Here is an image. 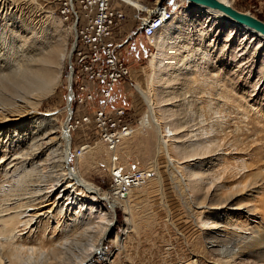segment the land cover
I'll return each instance as SVG.
<instances>
[{"label": "rangeland", "instance_id": "1", "mask_svg": "<svg viewBox=\"0 0 264 264\" xmlns=\"http://www.w3.org/2000/svg\"><path fill=\"white\" fill-rule=\"evenodd\" d=\"M164 1L172 18L150 39L137 33L127 44L130 78L116 83L106 99L95 96L84 106L71 96L66 120V25L46 0H0V50L55 55L45 89L1 78L0 100H39V113L56 111L57 123L69 128L70 163L113 198L103 250L83 264H264V240L250 239L264 234V43L187 0ZM228 1L264 21V0ZM157 45L164 54L152 70ZM102 105L123 106L134 126L116 146L119 161L150 171L122 197L111 191L110 150L92 125L80 122ZM23 121L12 123L2 142L14 132L30 137L34 123ZM7 189L0 183V209ZM97 206L105 209L103 201ZM64 223H19L12 242L1 247L2 264L73 263L74 245L61 244ZM52 237L61 242L55 245Z\"/></svg>", "mask_w": 264, "mask_h": 264}, {"label": "bare ground", "instance_id": "2", "mask_svg": "<svg viewBox=\"0 0 264 264\" xmlns=\"http://www.w3.org/2000/svg\"><path fill=\"white\" fill-rule=\"evenodd\" d=\"M222 1L230 3L228 0ZM188 2L203 7L215 18L240 26L246 33H253L260 39V43H264V34L259 31L233 20L218 9ZM16 52L17 50H0V79L11 78L13 81H18L16 86L21 88L37 85L38 88L45 89L52 81L48 67L52 68L55 64V55L40 53L39 50L34 55L24 50L19 52L20 57ZM163 54L161 47L157 45V50L149 59L152 70L162 61ZM58 57L61 59L62 54ZM35 63L38 65L33 66ZM21 82L22 85H20ZM138 91L148 100L145 92L140 89ZM68 93L65 107L66 120L72 101L70 91ZM22 102L28 105L22 106ZM39 103V100L35 102L23 98L0 100V106H2L0 107V148L4 147L0 156V183H6L8 186L2 209H0V250L2 251L1 247L4 244L12 242L13 234L10 238V233H13L12 230L18 227L16 225L19 223L36 226L44 220L59 218L63 220V223L65 222L64 225L59 226L62 235L60 236L61 244L70 242L76 250V253L72 254L73 263L70 264H83L94 254L103 250L102 244L108 238L113 223L115 204L109 194L103 193L81 176L77 164L70 163V133L69 128H66L67 125L64 124L66 121L57 123L54 113L56 111L39 113L34 109V106ZM32 105L33 108L30 111L25 110L26 106ZM23 119L34 123L32 125L34 129L27 131L30 137L26 138L14 132L13 139L2 142L7 134V128L12 123L19 124ZM138 123L140 127H146L142 124V118ZM161 136L163 138L161 141L164 143L165 137H168L165 129ZM4 185L1 184V187ZM101 201L104 202L105 209L97 206V203ZM260 202L263 205L260 213L264 223V199ZM255 237L250 239L254 242L264 240L262 233ZM49 240H53L52 243L55 245L60 243L57 238L52 237ZM2 263L3 258L0 255V264Z\"/></svg>", "mask_w": 264, "mask_h": 264}, {"label": "built area", "instance_id": "3", "mask_svg": "<svg viewBox=\"0 0 264 264\" xmlns=\"http://www.w3.org/2000/svg\"><path fill=\"white\" fill-rule=\"evenodd\" d=\"M67 27V86L78 105L95 96L106 99L112 87L130 78L125 52L130 38L141 34L150 39L173 16L164 0H46ZM131 18L133 24L127 25ZM121 105L97 107L80 122L91 124L97 137L110 150L111 191L123 195L150 175L149 169L127 168L119 161L117 144L134 126Z\"/></svg>", "mask_w": 264, "mask_h": 264}, {"label": "water", "instance_id": "4", "mask_svg": "<svg viewBox=\"0 0 264 264\" xmlns=\"http://www.w3.org/2000/svg\"><path fill=\"white\" fill-rule=\"evenodd\" d=\"M197 4L215 8L223 12L233 20L245 24L260 33L264 34V21L246 11H241L233 7L230 3L222 0H187Z\"/></svg>", "mask_w": 264, "mask_h": 264}]
</instances>
